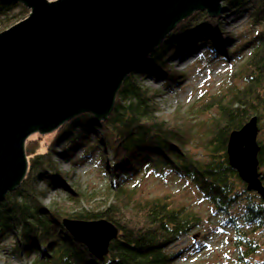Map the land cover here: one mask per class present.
I'll return each instance as SVG.
<instances>
[{
    "label": "trees",
    "instance_id": "1",
    "mask_svg": "<svg viewBox=\"0 0 264 264\" xmlns=\"http://www.w3.org/2000/svg\"><path fill=\"white\" fill-rule=\"evenodd\" d=\"M222 2L220 11L224 13H249L254 30L248 40L229 49L235 37L221 29V18L195 11L177 23L124 78L106 119L98 120L90 113L74 116L55 129L44 153L24 148L30 158L26 174L0 201V246L9 237L14 240L7 253L10 257L33 256L28 264H174L178 253L168 252L169 247L201 228L202 219L171 207L166 198L132 202L134 191L128 184L142 172L160 178L172 174L188 181L210 205L221 227L232 232L238 262L249 264L248 259L259 252L253 235L264 236V202L246 189L230 167L226 147L229 134L256 117L258 173L264 183V138H259L264 133V0ZM18 6L0 3V17ZM17 22L2 26L7 29ZM200 45H205L207 61L217 58L231 65L241 63L231 72L226 94H211L196 111L214 110L216 114L193 127L183 116H162L157 90L142 80L160 78L166 89L173 88L182 74L172 72L169 60ZM237 76L240 86L233 81ZM62 142L67 147L58 153L54 147ZM191 146L202 148L206 159L195 158L188 149ZM77 149L81 162L96 155L103 175H109L111 182L98 200L76 190L67 196L64 206L44 208L38 201V181L52 186L62 179L51 153L70 158ZM63 219L106 221L116 228L117 237L109 243L102 261L69 234Z\"/></svg>",
    "mask_w": 264,
    "mask_h": 264
},
{
    "label": "water",
    "instance_id": "2",
    "mask_svg": "<svg viewBox=\"0 0 264 264\" xmlns=\"http://www.w3.org/2000/svg\"><path fill=\"white\" fill-rule=\"evenodd\" d=\"M223 0H0L29 15L0 32V201L27 171L25 140L74 116L104 120L124 78L195 11ZM256 117L229 134L228 163L264 202ZM62 225L100 261L117 230L106 221Z\"/></svg>",
    "mask_w": 264,
    "mask_h": 264
},
{
    "label": "rangeland",
    "instance_id": "3",
    "mask_svg": "<svg viewBox=\"0 0 264 264\" xmlns=\"http://www.w3.org/2000/svg\"><path fill=\"white\" fill-rule=\"evenodd\" d=\"M21 7L22 5L12 9L6 16L0 17V32L6 30L2 25L19 22L29 15L30 10L22 7L26 9L24 13V9ZM217 16L221 18V29L235 37V41L228 46L229 49L251 37L254 29L249 21L250 17L247 11L234 13L220 11L214 18ZM205 50V45H200L193 50L186 48L169 60L168 66L171 65L172 72L182 74V77L177 80L178 84L173 88L166 89L160 78L149 76L142 80L144 85L157 90V103L162 116L176 118L183 116L182 118L193 123L194 127L195 122H208L216 114L214 110L202 114L196 113V111L211 94L217 92L226 94L230 85L231 72L237 68L240 61L233 65L217 58L207 61ZM246 54L245 52L244 55ZM233 81L236 86L241 85L238 76ZM203 130L202 132H204ZM54 134L55 130L46 134L33 133L25 140L24 148L30 147L33 152L44 153L53 140ZM259 138H264V133H261ZM66 147L67 145L65 146V143L62 142L56 144L54 149L59 153ZM188 149L195 158L206 159V153L202 148L191 146ZM80 155V149H77L70 158L51 153L50 158L54 163L56 173L62 179L59 183H52V186L47 185L45 181H38L36 185V190L40 192L38 201L44 208L64 206L67 196L76 190L86 196L93 195V199L98 200L109 185L110 176L103 175L98 157L95 155L81 162ZM25 156L26 161L29 162L30 158L27 157L26 152ZM128 187L134 191L132 202L166 198L171 207L183 208L199 215L202 219L201 228L181 237L169 247L168 252L178 253L174 264H241L232 247V232L228 228L221 227L222 224L213 214L210 205L201 200L200 194L188 181L172 174L160 178L152 173L142 172L128 184ZM253 236L260 249L257 254L248 259V263L264 264V236L260 234ZM13 244L14 240L9 237L0 246V264H28L33 256L15 259L7 254Z\"/></svg>",
    "mask_w": 264,
    "mask_h": 264
}]
</instances>
